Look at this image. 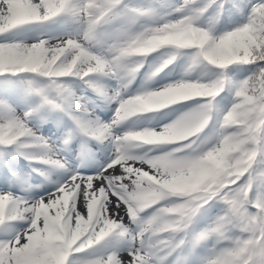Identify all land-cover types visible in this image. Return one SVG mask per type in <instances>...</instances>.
<instances>
[{"label":"snow or ice","instance_id":"snow-or-ice-1","mask_svg":"<svg viewBox=\"0 0 264 264\" xmlns=\"http://www.w3.org/2000/svg\"><path fill=\"white\" fill-rule=\"evenodd\" d=\"M228 3L208 0L201 7L198 0H183L175 9L177 18L158 26L142 25L143 30L136 32L122 26L101 48L95 37L104 26L116 21L135 24L149 15L157 18L124 0H0V37H4L0 76L44 77L61 93L50 98L41 90L38 107L69 111L71 104L60 81L79 79L99 90L95 81L100 77L134 76L149 54L166 48L174 51L153 75L184 54L191 55L194 65L221 70L210 82L181 80L126 99L115 91L119 107L111 124L90 128L83 117L69 112L84 134L114 145L112 159L94 174L72 173L39 200L0 193V229L8 233L0 239V264H164L186 242L176 240V235H187L193 217L214 201L225 205L224 214L194 242L215 236L217 244L227 243L214 245L202 264H264V199L251 196L257 176L264 177V172L254 175L258 158L264 161V0L251 5L242 26L221 35L197 25L209 8L223 10ZM60 16L70 17L80 30L66 38L32 43L8 39L23 27ZM237 64L256 65V70L234 85L235 101L219 122L215 145L199 150V134L212 119L213 102L232 83L227 70ZM189 101L203 102L159 130L113 132L115 125L130 117ZM36 111L17 114L8 106V115L0 120V146L8 148L24 137H34L46 151L26 158L63 167L56 159V146L29 125ZM162 145L172 146L171 150L150 154ZM148 210L150 215L142 217ZM125 217L139 224L135 235ZM13 222L27 226L11 230ZM233 230L240 235H230ZM116 234L130 239L127 259L115 251L98 258H74Z\"/></svg>","mask_w":264,"mask_h":264},{"label":"rangeland","instance_id":"rangeland-1","mask_svg":"<svg viewBox=\"0 0 264 264\" xmlns=\"http://www.w3.org/2000/svg\"><path fill=\"white\" fill-rule=\"evenodd\" d=\"M164 5H165V8L167 10L173 8V4L171 2H166V3L164 2L163 8H162L163 12H165ZM179 15H180L179 13H176L175 10H173L171 13H169L168 16H166V19H174V18H177ZM63 21H64L63 26L59 27L58 29L53 31L54 36H57V38H66L67 35H69V34L77 33V31H74L73 25H77V28H78V26H79L78 23H76L72 19H68V18H65ZM121 28H122V25L115 27L114 32L121 29ZM48 38H50V37L49 36H44L42 38L35 37L30 32V30L27 26L21 28V33H19V35H18V39H21L19 41H24L26 43H32L38 39H48ZM102 81H103V84L101 85ZM176 82H178V78L165 80V82L163 84L150 85V81L147 78H145L141 82L142 85L140 84V86L136 87V88H131L128 86V87L124 88V90H122L121 95L123 98L126 99V98H130L132 96H135L137 94H140L144 91H154V90L162 89L165 85L173 84ZM95 83L102 90H104L106 94L113 95V96L110 99L111 103H107V104H110L109 109H107L105 111L106 116H108L107 118L102 114V111H98L100 109V106H102V104H99V102L96 100H88L87 101V99H86V101L84 102V105H86V106L90 105V108L87 109L86 112L81 115V117H83L85 123L90 128H96L97 126L102 125V124H111L110 117H111V115H115V113L119 107V101L114 99L113 97H114L115 91H117L118 88L122 85L123 80L122 79L116 80V79H112V78H108V77H100L99 79H97L95 81ZM83 88H84L83 84L75 83L72 85V90H74V91H79L80 89L83 90ZM1 91L7 95L8 105L12 109H15L17 114L25 112V111L20 110L21 105L19 104V98L17 97L18 91H19L18 85H15L12 83H9L6 86L2 85ZM81 97H82V95H78L77 99H80ZM4 115H5V117L8 115V108H7V111L4 112ZM136 118H138V115L134 116L132 118H128L127 120L122 121L120 124L115 125L113 127L114 134L121 135V134L129 132V131H137V130L141 129L143 127V125L136 123V122L129 123L133 119H136ZM171 123H169V124H171ZM130 124H133V125H130ZM166 125H168V124H166ZM166 125H161V126L157 127V129L156 128H152V129L153 130H159ZM40 131H35L37 133V136L42 137L45 141H47V143H51L52 140L49 141L46 138L45 134L43 132H40ZM63 146L70 147L68 149V151L70 152V157L68 158L70 162H68V164L70 166L72 165V162L74 160L79 159V157H81V154H83L85 152V149L81 150L80 146L76 143L64 142ZM63 146L59 142L57 144L56 152H58V151L61 152L62 150H59V149ZM103 146L108 150V154L106 151H104V152L102 151L98 140H96V142H93L90 145L91 161H92V164L94 166V169L91 170V173L89 175L94 174L95 172L99 171L104 165H106L110 161V159H112L113 152H114V145L109 143L108 141H105ZM40 147L41 146H38L36 148L37 151H34V152L43 155V153H45L46 149L40 148ZM58 157H59V155H56V158H58ZM107 158L109 160H107ZM59 161L63 165V167H58L56 171L53 168L48 167L51 174H48L47 179L42 181V185H43L42 190L40 192H35L34 187L28 185L29 197L24 198V199H26L28 201L39 200L41 196H46L49 192L55 191L59 184L63 183L69 175L74 173V172L71 173V171L69 169H67V167H65V165H66L65 160H59ZM81 161H82L83 165H86L89 163V161L88 160L85 161V159H82ZM136 166L139 167L140 165L137 164ZM144 168H145V170H147V166H144ZM18 178H19V183L22 186H24L26 184V181L24 179L23 174L19 172ZM4 192H10V190L7 188V184L5 183V179L0 174V193H4ZM10 193H12V192H10ZM12 194H14V193H12ZM114 211H115V209H114ZM150 213H151V210H148L143 217L147 218L150 215ZM120 214L123 215L122 210H121ZM216 219L217 218L215 216V213L211 212L208 216V219H207L206 229H209L210 227H212L214 222L216 221ZM125 222L127 223L129 232L132 235H135L139 231V224L138 223L129 222L127 220V217H125ZM14 225H15V228H13L12 230H21L22 228L27 226L23 222H14ZM198 228H199V222L194 223L192 221L191 226L188 230V233H192V232H194L193 229H198ZM187 235L185 234V236H187ZM209 240H211L213 242V240H214L213 236H209ZM211 241H209V243ZM130 244H131V242H130V239L127 235H118L116 238H114L112 240V244H111L112 247L110 249H108V248L102 249L103 252L98 254V255H95L94 258L102 257V256L106 255L107 253L115 251V252H119L125 259H127V250L130 247ZM214 245H217V243L214 242ZM217 247L219 248V246H217ZM211 250H212V247L210 248L208 246H205L201 249L203 256L200 255L202 260L199 261L198 264H202V262L209 255ZM196 257H197V253L194 250L193 260L196 259ZM177 258H178L177 256L172 255V256H170L169 260H166V263L168 264L169 261L171 260V262L173 264H175V260ZM90 259H92V258H90ZM164 264H165V262H164Z\"/></svg>","mask_w":264,"mask_h":264},{"label":"trees","instance_id":"trees-1","mask_svg":"<svg viewBox=\"0 0 264 264\" xmlns=\"http://www.w3.org/2000/svg\"><path fill=\"white\" fill-rule=\"evenodd\" d=\"M244 1H247V0H229V3L226 5H232L234 3L240 4ZM246 8H247V6H246ZM203 67H204V65H203ZM214 70H216L218 73L221 71L219 69H214ZM255 70H256V65H239V64L233 65V69L229 68L228 74H227V76L229 77V79L232 83L228 84L227 86L233 88V82H234L235 74H239L240 77H237V78L240 82V81L244 80L245 78H247L249 75H251ZM206 72H209V71L207 70ZM0 78H4V77L0 76ZM188 81H197V80H188ZM210 81H212V80H210ZM210 81H201V82H210ZM234 99H235V95L233 96V102H231L230 104H227L225 106L228 110H230V108L232 107V105L235 101ZM2 104H3V100L0 97V115L2 113L1 111L3 108ZM217 104L223 106V104H220L218 102H217ZM254 169H255L254 175L264 172V161H261V159L258 158V163L254 165ZM257 179H264V177L257 176ZM258 192H259V190L257 188V183H256V181H254V187H253V190L251 193V196L253 199L258 198V194H259ZM199 212L202 213V210ZM233 234L234 233L232 232L230 235H233Z\"/></svg>","mask_w":264,"mask_h":264},{"label":"bare ground","instance_id":"bare-ground-1","mask_svg":"<svg viewBox=\"0 0 264 264\" xmlns=\"http://www.w3.org/2000/svg\"><path fill=\"white\" fill-rule=\"evenodd\" d=\"M92 258H94V256Z\"/></svg>","mask_w":264,"mask_h":264}]
</instances>
